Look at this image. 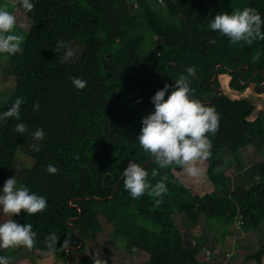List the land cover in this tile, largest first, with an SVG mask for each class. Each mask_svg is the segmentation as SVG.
Instances as JSON below:
<instances>
[{
    "label": "trees",
    "instance_id": "16d2710c",
    "mask_svg": "<svg viewBox=\"0 0 264 264\" xmlns=\"http://www.w3.org/2000/svg\"><path fill=\"white\" fill-rule=\"evenodd\" d=\"M33 4L23 53L7 55L3 65L12 68L14 90L0 103V114L18 97L25 102L19 121L0 122V192L4 182L15 176L18 185L45 197L47 208L36 215L14 217L18 223L31 224L37 234L34 247L0 249V256L9 259L18 254L15 264L44 260L67 264L66 250L80 246L70 219H76L72 224L84 240L81 250L69 252L72 259L85 253L87 241L104 232L101 219L112 229L102 251L91 248V254L77 264L92 256L108 261L117 251L132 259L141 253L147 264H199L198 256L211 244L215 219H223L222 242L238 231L264 230V161L241 171H249L250 179L257 180L248 188L232 186L233 178L226 174L235 165L242 167L241 149L264 143V112L251 121L256 105L243 95L250 86L243 83L254 72L252 84L258 94H264V40L233 44L209 28L217 13L244 8L255 9L264 19V0H35ZM61 40L70 47L82 46L75 61L64 58L66 49L57 50ZM220 64L229 70L242 65L250 69L240 81L245 67L237 72L218 67L213 84ZM190 66L196 69L195 76L189 77L192 98L202 104L214 101L208 106L219 117L217 132L209 134L211 155L202 162L213 189L203 195L194 193L181 179L182 168H160L153 160L144 168L153 185L167 178L163 202L157 204L161 198L150 194V189L133 199L124 188L122 171L129 161L143 167L152 158L137 141L142 119L154 111L155 93L181 74L187 75ZM72 77L87 86L77 89ZM217 89L223 95L215 100ZM17 123L25 124L28 131L17 133ZM38 129L45 135L35 141L33 133ZM19 154L31 157L32 165L18 169ZM49 164L59 169L57 174H49ZM153 170L158 172L154 178ZM116 185L114 199L78 200L110 198ZM79 209L82 216L77 219ZM201 216L207 222L203 228L198 222ZM52 235L58 242L50 247L46 239ZM65 240L70 243L62 246ZM211 248L215 252L216 243ZM23 251L28 256L21 257ZM263 260L264 243L247 256L246 264H263Z\"/></svg>",
    "mask_w": 264,
    "mask_h": 264
},
{
    "label": "clouds",
    "instance_id": "9594fccd",
    "mask_svg": "<svg viewBox=\"0 0 264 264\" xmlns=\"http://www.w3.org/2000/svg\"><path fill=\"white\" fill-rule=\"evenodd\" d=\"M22 7L27 12H32L35 5L32 0H20ZM209 28L224 36L231 43L238 44L241 41L251 45L256 40H264V19L253 8H244L229 13H217L209 24ZM16 18L6 7H0V54L8 56L22 54L24 43L23 36L17 34ZM214 43L215 41H211ZM57 50L66 49L65 59L75 56V51L64 41H57ZM187 75L181 74L172 85L165 84L151 98L154 111L142 119V128L137 141L144 152L150 154L160 168L172 165L179 166L191 176H197L200 172L198 164L206 161L211 155V141L209 134L215 135L219 127V117L212 107L203 105L199 100L191 96L189 77L196 74L195 66L186 69ZM74 87L82 90L87 82L72 77ZM170 94L169 93V90ZM167 94V99L165 96ZM24 99L18 97L3 114H0V122L9 119H21L20 110ZM39 105L34 108L38 110ZM15 131L24 134L28 131L23 123H17ZM44 131L38 129L33 133L35 141L44 138ZM35 151H39V145L34 144ZM49 174H57L59 169L49 164L46 169ZM152 177L158 172L153 170ZM148 171L141 165L129 161L128 166L122 171L125 190L133 199L141 197L149 189L150 194L159 197L157 204L162 203L163 194L167 191L166 177L154 185L148 179ZM47 208L46 198L30 192L23 184L18 185L14 177L4 182L0 192V213L8 219L0 222V249L26 247L31 249L36 242L37 234L32 230L31 224L18 223L14 217L22 213L36 215ZM50 247L58 242V238L52 235L46 239ZM70 243L65 240L64 245ZM0 264H10L7 257L0 256ZM94 264H101L94 260Z\"/></svg>",
    "mask_w": 264,
    "mask_h": 264
},
{
    "label": "rangeland",
    "instance_id": "374dc122",
    "mask_svg": "<svg viewBox=\"0 0 264 264\" xmlns=\"http://www.w3.org/2000/svg\"><path fill=\"white\" fill-rule=\"evenodd\" d=\"M34 1L35 0H32V3H34ZM0 7H6L7 10L15 16V18H16V29H15V31L17 34H19L21 32L20 35H22L23 39L25 40L26 35L29 32V29L31 28L32 23H33L32 22L33 21L32 20L33 19V14H32L33 11L32 12L25 11V9L21 5L20 0H3ZM71 49H73L75 51V56L70 58V59H67L70 62L75 61L78 58V56L80 55V53L82 51V46L75 43V44L71 45ZM6 57H7L6 54H0V103L8 100L11 97L13 90H14L13 78L10 75L12 68L9 66L3 67L4 62L6 61ZM255 87H256L255 84H251L248 87V89L245 92H243V95H246V96L252 98L254 101V104L256 105V110L250 118L251 121H253L261 111L264 112V94H258L256 92ZM263 126H264V115H263ZM257 143L258 142H256L254 144V146H256ZM261 144L263 145V143H261ZM262 149L263 150L260 152L261 158L264 156V146L262 147ZM248 154H250V156H251L249 159V162H251V161L254 162V161L258 160V156L254 157L255 154L252 155V153H249V152H248ZM238 157L241 160V163H243L245 161V159H242V157L240 158L239 155H238ZM32 163H33L32 158L29 157L28 155L19 154L17 157L18 169H22V167H29L32 165ZM198 167L200 169V172L197 176H191L186 171H183V170L181 171L180 175H182L181 179L186 183V185L188 187L192 188L194 193H199V194L203 195V194L208 193L212 190V185L207 178V173H206V167L207 166H206V164L200 163V164H198ZM248 172L249 171L239 174V175H242L241 177L234 175L233 182L231 183L232 186L240 185L243 188H248V186L250 184L257 181L255 177L253 179H250V176H248ZM227 173H229V172H227ZM231 173L233 174V171H231ZM6 219H8V217L4 216L2 213H0V222H3ZM101 220H102V223L104 226V232L102 234H100L97 237V239L87 241L88 248L86 249L85 253L80 252L77 255H75L72 259L73 264H77L80 260H82L84 258V256L90 255L91 254L90 253L91 248L96 249L99 252L102 251V246L105 244L107 239L109 237H111L112 229L110 228V226L107 224V222L104 219H101ZM204 220H205V218H204ZM204 220L202 218L201 222L203 221L202 223H204ZM205 222H206V220H205ZM177 223H181L180 220L177 221ZM206 224H207V222H206ZM213 225L215 226V228H218L215 230L216 234L218 233V231L221 232V233L219 232L218 236L223 233L224 223H223L222 218L215 219L213 221ZM179 227L181 228L182 232H186L187 227L185 225L182 224V225H179ZM250 231H252V230H250ZM239 233H240V231H238V235L234 234L235 239H238V237L240 239H242L244 237L245 242H250V244L248 245V248H250L248 252H258L260 250L261 245H263V243H264V230L261 229L260 231H258V233H257L258 235H255L253 233H249L248 237L245 234H239ZM193 240H195V239H193L191 237V241H193ZM238 241H239V239H238ZM210 250L213 252L212 248H210ZM113 251H115V249ZM23 255L28 256L26 254V252H24V251H23V254H21V257H23ZM19 258L20 257L18 256V254L10 256V258H9L10 264H15L16 260ZM94 260L100 261V257L92 256V258H90V260L84 259L82 264H94ZM44 261L46 262V260H44ZM44 261H39L38 264H44ZM212 261H213V256H212ZM100 262H101V264H147V257L142 256L141 253H137L136 257H134V259H132L128 254L117 251V252L112 253L110 260L100 261ZM46 264H47V262H46ZM213 264H215V263H213Z\"/></svg>",
    "mask_w": 264,
    "mask_h": 264
},
{
    "label": "crops",
    "instance_id": "0c3cea01",
    "mask_svg": "<svg viewBox=\"0 0 264 264\" xmlns=\"http://www.w3.org/2000/svg\"><path fill=\"white\" fill-rule=\"evenodd\" d=\"M2 1L3 0H1V2ZM263 146H264V143L263 145L261 143H257L256 146L252 145V146H248L246 148L241 149L238 155L240 156V158L242 157V159H245V161L241 163L243 168L239 167V165H235L234 167L227 170V172H229L227 174L231 175L233 178L234 175L238 176L241 173V171H245L247 168L251 167L256 162L264 161V156L262 158L260 157V152L263 150L262 149ZM248 152L252 153V155L255 154L254 157L258 156V160L254 162L250 160L252 163L249 162V159L251 156L250 154H248ZM231 171H233V174L231 173ZM202 218L204 220V217L201 216L198 222L200 226L203 228V227H206L207 224L205 220H204V223H202L203 221L201 222ZM216 229L218 228H215L214 226L212 230V237H211V244L216 243V251L212 252L210 250L211 244L209 242L207 246L205 247L204 251L198 256V259L200 261L199 264H213V263L215 264H220V263L221 264H246L247 256L250 254L256 253V252H248L250 249L248 248V245L250 244V242H245L243 236H242L243 237L242 239L238 237L239 241L238 239H235V236H230V237L225 238L224 242L219 241L220 235L218 236V234L220 231H218V233L216 234L215 232ZM249 233L258 235L257 234L258 232H254V231H249L245 235L248 237ZM193 241L195 242V240ZM208 251L212 253L209 258H207L206 256V253ZM212 256H213V261H212ZM263 264H264V260H263Z\"/></svg>",
    "mask_w": 264,
    "mask_h": 264
},
{
    "label": "water",
    "instance_id": "95a60500",
    "mask_svg": "<svg viewBox=\"0 0 264 264\" xmlns=\"http://www.w3.org/2000/svg\"><path fill=\"white\" fill-rule=\"evenodd\" d=\"M218 67H223V68H225V70H226L227 72H237V71H239L240 69H242V68L245 67L246 70L241 74L240 81L242 80V78H243V76L245 75V73L250 69V67H249L248 65H242V66L238 67V68L235 69V70H229V69H227L224 65H221V64H220V65H218V66L215 67V75H214V78H213V81H212L213 84H214L215 81L217 80V76H218V74H217V70H218ZM255 74H256V72H254L253 75L251 76V78H250L247 82H245V83H243V84L246 85V86H247V85H251V84H252V80H253ZM263 84H264V82L261 84V86H262ZM217 91L219 92V96H217L215 100H218V99L223 95V91H222V90L217 89ZM213 102H214V101H212V102H206V103H204L203 105L208 106V105H211ZM153 160H154V159L151 158L148 162H146V163L144 164L143 168L146 167V166H148ZM132 162H133V161H132ZM180 169H181V168H179V170H180ZM117 184H118V183H117ZM116 193H117V185H116L115 193H114L110 198H97V197H94V196H88V197H85V198H83V199H78V200L85 201V200L94 199V200H97V201H106L107 199H114V197L116 196ZM79 210H80V215H79V217H78L77 219H79V218L82 216V210H81V209H79ZM74 220H76V219H70V220L68 221V224L74 229L75 234L80 238V246H79V247H71V248H68V249L66 250L67 264H72V258H71V255H70L69 252H70V251H79V250H81V249L84 247V240L80 237L78 230H77L76 227L72 224V221H74Z\"/></svg>",
    "mask_w": 264,
    "mask_h": 264
},
{
    "label": "built area",
    "instance_id": "2783aa9c",
    "mask_svg": "<svg viewBox=\"0 0 264 264\" xmlns=\"http://www.w3.org/2000/svg\"><path fill=\"white\" fill-rule=\"evenodd\" d=\"M211 252L210 251H208L207 253H206V256H207V258H209L210 256H211Z\"/></svg>",
    "mask_w": 264,
    "mask_h": 264
}]
</instances>
